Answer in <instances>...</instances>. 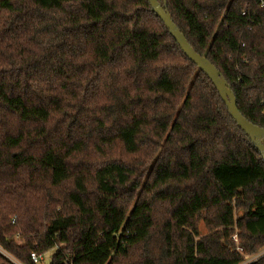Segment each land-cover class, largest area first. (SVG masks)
<instances>
[{
  "label": "trees",
  "instance_id": "1",
  "mask_svg": "<svg viewBox=\"0 0 264 264\" xmlns=\"http://www.w3.org/2000/svg\"><path fill=\"white\" fill-rule=\"evenodd\" d=\"M159 2L264 128V0ZM53 248L50 264L264 248L262 152L149 0H0V264Z\"/></svg>",
  "mask_w": 264,
  "mask_h": 264
},
{
  "label": "water",
  "instance_id": "2",
  "mask_svg": "<svg viewBox=\"0 0 264 264\" xmlns=\"http://www.w3.org/2000/svg\"><path fill=\"white\" fill-rule=\"evenodd\" d=\"M153 11L162 19L171 35L177 41L186 56L192 60L213 82L230 115L238 126L251 138L264 157V128L257 126L246 119L239 111L234 92L218 68L206 57L190 45L185 35L174 23L167 3L161 4L159 0H149Z\"/></svg>",
  "mask_w": 264,
  "mask_h": 264
},
{
  "label": "rangeland",
  "instance_id": "3",
  "mask_svg": "<svg viewBox=\"0 0 264 264\" xmlns=\"http://www.w3.org/2000/svg\"><path fill=\"white\" fill-rule=\"evenodd\" d=\"M200 229L202 234L206 233L207 230L204 226L203 223H200ZM238 251H243L240 248H237ZM57 251V248H53L49 251H47L46 253L43 254V260L41 261L40 264H50V260H51V256ZM264 256V248L260 249L258 252L253 253V254H246L245 255V260L242 264H249L255 260H258L259 258Z\"/></svg>",
  "mask_w": 264,
  "mask_h": 264
},
{
  "label": "built area",
  "instance_id": "4",
  "mask_svg": "<svg viewBox=\"0 0 264 264\" xmlns=\"http://www.w3.org/2000/svg\"><path fill=\"white\" fill-rule=\"evenodd\" d=\"M31 259L34 264H40L41 261L43 260V254H38L36 252L31 253Z\"/></svg>",
  "mask_w": 264,
  "mask_h": 264
}]
</instances>
